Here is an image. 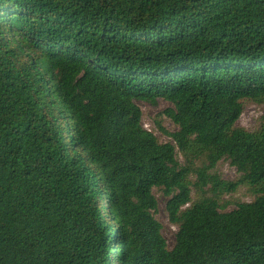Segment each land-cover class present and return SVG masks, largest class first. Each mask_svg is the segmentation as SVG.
Instances as JSON below:
<instances>
[{
  "label": "trees",
  "instance_id": "16d2710c",
  "mask_svg": "<svg viewBox=\"0 0 264 264\" xmlns=\"http://www.w3.org/2000/svg\"><path fill=\"white\" fill-rule=\"evenodd\" d=\"M159 100L176 147L142 127ZM245 100L264 105V0H0V264H264V116L237 127ZM191 172L210 197L186 208ZM241 186L255 201L222 211Z\"/></svg>",
  "mask_w": 264,
  "mask_h": 264
},
{
  "label": "rangeland",
  "instance_id": "374dc122",
  "mask_svg": "<svg viewBox=\"0 0 264 264\" xmlns=\"http://www.w3.org/2000/svg\"><path fill=\"white\" fill-rule=\"evenodd\" d=\"M244 112L237 123V127L245 129L249 132H256L260 130L262 124V117L264 116V105L254 101L245 100L243 102ZM140 109L142 111V127L146 131L152 132L161 144H172L176 147L174 140L167 134L163 133L161 129L169 134L175 133L178 128L174 123L166 116V112L173 108L171 103L165 100H159L155 106L149 103H140ZM177 149V148H176ZM177 158L180 166H189L186 163L185 157L177 149ZM205 158L190 163L192 170L201 168L204 164ZM215 171L220 175L224 181L236 182L240 179L241 175L237 172V169L231 165L230 161L222 160L218 163ZM189 181L192 183L191 187V203L186 207H191L201 199L210 197L208 189L200 190L195 186L197 181V175L191 172ZM178 193L175 190L174 195ZM153 194L158 204V212L156 218L163 226V236L167 242L168 249L172 250L177 241L178 227L174 225L169 217L167 211V203L172 198L165 194L164 189L155 188ZM256 199V195L252 192L248 186H241L238 191L234 193L225 194L221 197V205H223L222 211L231 212L237 209L239 204L252 203Z\"/></svg>",
  "mask_w": 264,
  "mask_h": 264
}]
</instances>
